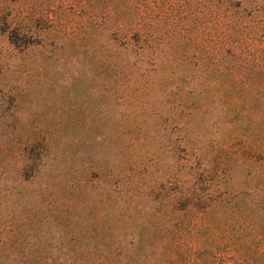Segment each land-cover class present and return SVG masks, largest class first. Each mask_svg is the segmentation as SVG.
I'll use <instances>...</instances> for the list:
<instances>
[{
	"label": "rangeland",
	"instance_id": "obj_1",
	"mask_svg": "<svg viewBox=\"0 0 264 264\" xmlns=\"http://www.w3.org/2000/svg\"><path fill=\"white\" fill-rule=\"evenodd\" d=\"M115 249L264 264V0H0V264Z\"/></svg>",
	"mask_w": 264,
	"mask_h": 264
},
{
	"label": "trees",
	"instance_id": "obj_2",
	"mask_svg": "<svg viewBox=\"0 0 264 264\" xmlns=\"http://www.w3.org/2000/svg\"><path fill=\"white\" fill-rule=\"evenodd\" d=\"M85 4H86V0H82V1L79 0V6L80 7H83ZM115 252L116 253L111 257V259L106 260L103 263H105V264H113V263H115L117 261V259L120 257L119 256L120 249H115ZM164 264H170V263L169 262H166Z\"/></svg>",
	"mask_w": 264,
	"mask_h": 264
}]
</instances>
